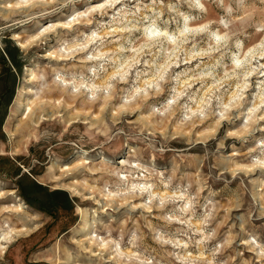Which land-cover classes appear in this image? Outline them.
I'll return each mask as SVG.
<instances>
[{"label":"rangeland","instance_id":"1","mask_svg":"<svg viewBox=\"0 0 264 264\" xmlns=\"http://www.w3.org/2000/svg\"><path fill=\"white\" fill-rule=\"evenodd\" d=\"M15 1L0 0V192L6 195L0 208L9 207L0 212V235L11 227L19 233L8 234L11 243L2 241L0 264H264L243 243L251 239L264 249V170H244L250 166L248 154L256 155L252 150L264 140V120L250 122L247 111L257 77L250 78L253 87L241 109L192 128L178 116L160 123L145 119L144 108L121 113L118 99L102 110L99 102L86 103L55 87L41 90L38 77L44 75L50 82L51 74L64 67L83 71L78 59L82 53L70 60L58 57L96 31L99 22L110 20V14L90 12L104 0H61L34 9L30 20L12 11ZM218 15L220 10L210 6L206 18ZM62 23L68 26L57 27ZM46 27V35L30 41ZM13 35L28 42L24 49ZM259 39L252 37L250 43ZM258 59L264 64V57ZM26 87L33 92H23ZM165 89L150 103H162L168 95ZM25 98L33 99L26 114ZM39 100L46 102L43 108ZM125 162L141 166V183H151L159 174L165 181L172 179L173 190L189 182L193 191L199 187V202L190 218L199 231L176 235L186 245L183 251L154 239L158 231L171 238L186 227L174 221L164 228L160 217L169 214L170 206L149 212L137 207L143 198L133 199L130 207L127 198L113 194L114 174L125 171ZM19 202L24 206L10 209ZM205 204L214 215L202 227ZM209 234L199 245L188 243ZM133 235L135 243L130 242ZM172 252L180 258L169 255Z\"/></svg>","mask_w":264,"mask_h":264},{"label":"clouds","instance_id":"2","mask_svg":"<svg viewBox=\"0 0 264 264\" xmlns=\"http://www.w3.org/2000/svg\"><path fill=\"white\" fill-rule=\"evenodd\" d=\"M60 3L61 0H17L12 9L30 20L34 9ZM210 6L220 10L214 19L206 18ZM90 12L100 17L110 14L111 18L107 23L99 22L96 31L83 35L66 55L58 57L70 60L82 53L78 59L83 71L64 67L51 74L50 82L40 75L41 90L55 87L69 97L85 98L86 103L99 102L102 110L118 99L121 113L144 108L145 119L160 123L178 116L181 124L192 128L241 109L247 101V91L253 87L250 78L255 76L256 92L247 110L249 121L264 120V64L258 59L264 57V0H104ZM255 36L260 39L251 44ZM121 83L127 87L118 89ZM194 85L198 88L194 89ZM165 86L167 98L162 103H150L165 93ZM252 151L257 154H248L250 166L244 170H264V140ZM140 167L125 162V171L114 174L113 194L126 197L130 207L133 199L143 198L137 207L149 212L153 207L164 211L170 206L169 214L160 217L164 228L174 221L186 227L177 229L171 238L166 231H158L154 239L160 245H173L183 251L186 245L176 235L199 231L190 220L199 202V187L193 191V183L189 182L173 190L172 179L165 181L159 174L151 178V183H141L137 176ZM202 207L203 227L211 222L214 213L210 205ZM210 235H201L199 240L191 238L188 243L199 245ZM136 239L133 235L130 242ZM243 243L264 262V249L254 246L251 239ZM169 255L180 258L176 252ZM144 264L153 261L145 260Z\"/></svg>","mask_w":264,"mask_h":264},{"label":"bare ground","instance_id":"3","mask_svg":"<svg viewBox=\"0 0 264 264\" xmlns=\"http://www.w3.org/2000/svg\"><path fill=\"white\" fill-rule=\"evenodd\" d=\"M17 1H15V3H16ZM15 3H11V7H12V5L13 4H15ZM12 9V8H11ZM10 9V10H11ZM45 9V8H44ZM13 11V10H12ZM15 12V11H14ZM86 20L87 21H89V19L88 18H86ZM66 23V22H65ZM76 23H78V22H74V24H76ZM67 24H69L70 25V21H67ZM68 25H64V23H62V24H58L57 25V27H63V28H66ZM45 29H48V31H45ZM45 29H43L40 33H38V34H36V35H34V36H32V39H30V41L31 40H33V39H35L36 37H37V35H42V36H44V35H46L49 31H50V27H46ZM46 33V34H45ZM13 37V39H16V41H17V44H18V46H20L22 49H24L25 47H26V45H27V41L26 40H22V37H21V35H13L12 36ZM31 37V36H30ZM42 38V37H41ZM39 41V40H38ZM33 42V41H32ZM59 60H62V58H58ZM79 61V60H78ZM35 76V75H34ZM33 76V77H34ZM27 88V87H26ZM23 92H25V93H28V92H33L32 91V89L31 88H27V89H25V90H23ZM22 103L24 104V107H25V109H24V111H23V113H28L29 112V110H31V106H32V103H33V99H31V100H28L27 98H25V99H23L22 100ZM45 103L46 102H41L40 100H39V102H38V106H40V107H44L45 106ZM37 105V104H36ZM30 113H32V111L30 112ZM24 114V115H25ZM262 130H264V129H262ZM256 171H258V169H256L255 170V172ZM254 171H251L250 173H253ZM13 191H14V189H12V190H9L8 191V193H13ZM72 192H74V194L75 193H77L78 191H76L75 190V188H72ZM4 197H6V195H5V193L4 192H0V200H2ZM125 199H126V197H124ZM24 205L21 203V202H19L16 206H13V207H10V209H14V210H19V208L20 207H23ZM9 210V207L8 206H5L3 209H2V207L0 208V212H3V211H8ZM9 233H11V234H13V235H17L18 233H19V230H17V229H15L14 227H11V229H9V230H7V231H3V232H1V235H0V255H2V253H3V249H4V244H2V241H3V243L4 242H7V241H9V240H11L12 239V235H9L8 236V234ZM92 236V235H91ZM92 239V238H91ZM90 241H92V240H90ZM93 254H95V253H93Z\"/></svg>","mask_w":264,"mask_h":264}]
</instances>
